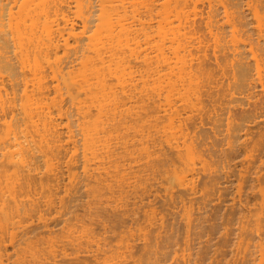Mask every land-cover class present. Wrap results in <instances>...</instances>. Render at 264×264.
<instances>
[{"label": "rangeland", "instance_id": "rangeland-1", "mask_svg": "<svg viewBox=\"0 0 264 264\" xmlns=\"http://www.w3.org/2000/svg\"><path fill=\"white\" fill-rule=\"evenodd\" d=\"M164 1H156L151 15L144 10L153 0H136L134 6H127L124 12L130 17L134 9L142 11L141 16L144 17L139 19L144 24L133 22V27L138 29L134 32L140 36L134 35L139 37L140 49L152 51L151 54H155L161 44L162 37H158V34L163 32H159L158 28L162 26L167 13L168 17L175 18L172 19L174 24L183 21L181 18L176 21V17H173L176 14L179 17L194 16L191 2L187 3L188 6L179 2L175 11L171 5L173 3H170L172 12H176L174 14L171 10H168L170 13L165 11L168 5ZM90 2L96 4L94 18L97 19L100 14L99 0ZM222 4L229 11L234 9L239 13L241 26L236 29L232 26L233 19L230 13L224 12ZM75 5L73 0L69 9L72 20H76ZM219 7L214 19L216 22H212V34L207 30L205 32L208 62L203 73H207L202 75L205 80L198 77L202 81L199 83L205 85H202L203 91L199 94L202 95L205 112L201 126L192 131L194 138L201 137L202 140L201 144L193 141L194 148L191 150L193 154L199 151L206 156L203 157L206 159L205 165L211 166L213 173V179L206 186H213L214 191L205 202L199 193L192 200L193 210L189 213L191 224L187 226L186 212L181 206L182 200H179L182 195L179 193H183V201L187 196L178 187L180 177L187 173V166L183 163L186 158L182 156L187 153L186 150L181 154V161L177 154L174 155L175 152L165 148L167 152L164 156L168 154L166 158L162 157L164 161L161 160L159 167L156 164L155 173L141 168L137 160L128 161L123 151L116 158L103 161L104 168H100L96 157L95 160H88L81 157V153L74 160L68 157L59 160L42 157L44 160L40 158L38 163L42 171L31 174L28 179L21 178L12 168L0 172V226L5 221L7 225L11 222L9 226L3 223L8 227L6 230L9 229L4 233L5 237L0 230V239H3L0 241L4 247L0 264H78L74 260L77 258L83 261L80 264H264V253L261 256L258 247L261 244L264 248V226L257 217L261 202H264V1L222 0ZM5 11L7 14L8 8ZM183 11L188 15L184 16ZM142 27L147 35L142 34ZM237 44L245 50L248 62L244 75L242 71L239 73L237 60L231 54ZM140 71L143 76H136L139 87L149 74L145 66ZM192 96H189L191 100ZM50 101L44 102L51 105ZM138 106L136 110L129 108L120 116L117 131L133 143V147L143 150L141 139L148 137L145 136L147 132L142 135L140 131L144 127L151 130L152 127L147 124H152L153 117L151 120V112L143 113L142 104L138 103ZM134 111H138L139 118ZM97 115L92 109L90 118L95 119ZM77 117L79 115L74 113L73 118ZM143 119H146L145 122ZM162 119V122L158 120L155 129L159 124L166 128L169 119ZM169 126V130L177 129ZM168 129L163 131L168 133ZM157 130L159 132L160 129ZM164 132L159 133L163 138ZM35 142L40 145L38 140ZM200 158L195 165L198 168L196 172L204 164ZM89 161L96 162L99 167ZM48 162L57 167L55 173L46 171ZM205 170L199 171L197 176L199 188L204 187L203 183L208 179L202 176ZM147 175H150L149 178ZM178 188L179 193L176 191ZM150 190L158 196L156 202ZM172 190L175 196L169 199ZM175 199L177 201L174 202ZM169 200H173L172 205ZM198 205L201 206L199 214ZM154 220L162 224V229L159 224H156L158 227L151 224ZM157 231L161 237L156 238V234L160 235Z\"/></svg>", "mask_w": 264, "mask_h": 264}, {"label": "bare ground", "instance_id": "bare-ground-1", "mask_svg": "<svg viewBox=\"0 0 264 264\" xmlns=\"http://www.w3.org/2000/svg\"><path fill=\"white\" fill-rule=\"evenodd\" d=\"M72 1L0 0V172L3 173L2 171L12 168L20 174L21 178L28 179L31 174L36 175L42 171L41 164H38L40 158L45 159L50 156L55 158L53 160H59V158L68 157L74 160L80 153L83 155L81 157L88 160L92 158L95 160L96 157L97 163L101 165L100 168H104L103 161L116 158L121 151L127 155L128 161L137 160L141 168L154 171L157 169L156 164L159 167L161 160L164 161L163 159L166 158L168 153L165 156L164 154L167 148L175 152L172 154L175 156L177 154L181 161L186 158L183 163L187 166V173L180 177L181 180L179 179L178 182V187H181L180 190L187 196L186 201H183V193H179V188L176 191L178 190L177 193L182 195L179 198L182 202H178H181L186 212L187 217H185L189 226L192 222L190 215L193 210L192 200L199 193L204 201L214 191L213 186H206L213 179L211 166L205 165L206 156L204 157L199 151H194L197 153L193 154L191 150L194 148L193 141L197 140L201 144L202 140L201 137L194 138L192 131L201 126L205 112L202 95H199L200 91H203L201 90L203 84L198 78H203L207 73H203L207 69L205 66L208 62L207 43L204 41L205 32L207 30L209 34H212V22H216L215 15L220 9L219 4L222 0H165L164 4L168 5L165 11L171 10L170 12L172 8L176 9L179 2L187 6V3L191 2L194 7L191 9L192 13L194 11V16L191 17L189 14L187 17L185 15L188 14L184 11L185 17L183 15L179 17L176 14L178 16H173L176 17V21L181 18L183 23L179 21L182 25L174 26L179 22L174 24L175 18L168 17L166 12L162 26L158 28L159 32L163 33L158 34V37H162H160L162 41L155 54H151L152 51H146V49L141 50L139 37L135 36L139 34L135 33L138 29L133 27V22L144 24L143 20L140 21L144 17L141 16L142 11L134 9L130 17L124 13L127 6H134L136 0H99L100 8H97L100 14L97 19L94 18L97 11L96 4L92 5L94 4L90 2L92 0H74L76 20L69 18ZM156 1L153 0L150 6H146L145 13L151 15L152 9H155L157 4ZM170 3H173L171 4L173 7ZM5 8H8L7 14L6 11L4 12ZM222 9L226 14L230 13L233 19L232 26L235 29L242 25L237 11L234 9L229 11L223 4ZM129 18L132 21H129ZM165 27H167V33L169 31L168 35L170 34L167 35L168 37L166 30L164 31ZM141 29L142 34L145 35V28ZM218 39H216L217 43ZM231 54L237 60L235 61L239 73L245 72L248 62L243 47L234 45ZM142 66H145L149 74L148 78H142L143 82L139 87L136 76H143L140 73ZM189 96L193 97V102ZM48 99L51 100V105L45 104L44 101ZM138 103L142 104L143 113L151 112L150 119L152 116L154 122L147 124L152 127L151 130L144 127L148 131L144 128L140 131L142 135L147 132L145 136L148 137L143 138V136L141 139L143 141L141 145H144L143 150L137 149V146L133 147L134 144L120 136L117 131L118 123L121 121L120 116L129 108L136 110L139 107ZM196 105L199 107L197 108ZM92 109L98 113L95 119L90 118ZM74 113L79 117L74 119ZM134 113L137 118L140 117L138 111ZM164 117L170 120L166 119L169 122L167 126L173 124L172 128L177 127L176 130H169L165 126L171 134L169 131L165 133L167 129L162 126L165 129L163 131L161 124H159L160 128H157L160 129L159 132L155 129ZM143 120L145 122L146 119ZM162 132L165 133V136L162 134L165 138L159 135ZM168 134L173 137L170 138ZM36 140L40 142L39 146L36 145ZM183 150L189 154L191 152V156L187 153H185L187 156L182 154ZM195 155L196 158H194ZM199 158L203 159L204 163H200V169L207 170L202 173V176L206 177L205 180L208 178L202 188L198 187L199 183L197 184L200 182L197 176L201 170L197 173V167H195ZM48 163L46 165L48 169L45 167L46 171L52 173L55 170L56 172L57 167L54 168L53 164ZM89 163L92 164L94 161ZM92 167L98 170L94 165ZM144 188L142 187L143 192H146ZM200 189L203 191L200 192ZM153 190H150L152 194H154ZM173 191L169 199L175 196ZM154 195L153 199L158 198L156 194ZM162 200L166 201L164 198ZM172 201L169 202L171 205ZM203 201L202 204L205 202ZM200 208L201 206L198 205V214ZM260 209L257 217L264 226V202H261ZM240 219L238 221H241ZM155 220L151 221V224H155V227L162 226ZM5 222L3 223L7 225ZM4 224L3 227L0 226L3 236L8 232L9 229H6L11 222L7 226ZM156 236L158 238L162 235L160 233ZM258 247L259 254L262 256L264 248L261 244ZM3 251L1 242L0 258ZM78 259L74 260L78 264L83 263ZM260 260L262 262V257Z\"/></svg>", "mask_w": 264, "mask_h": 264}]
</instances>
